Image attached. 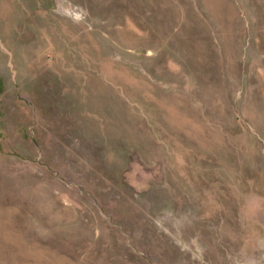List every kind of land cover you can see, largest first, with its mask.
<instances>
[{
    "label": "rangeland",
    "instance_id": "1",
    "mask_svg": "<svg viewBox=\"0 0 264 264\" xmlns=\"http://www.w3.org/2000/svg\"><path fill=\"white\" fill-rule=\"evenodd\" d=\"M0 264H264V0H0Z\"/></svg>",
    "mask_w": 264,
    "mask_h": 264
}]
</instances>
